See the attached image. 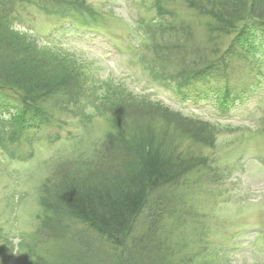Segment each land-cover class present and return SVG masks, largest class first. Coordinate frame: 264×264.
<instances>
[{"label":"trees","instance_id":"16d2710c","mask_svg":"<svg viewBox=\"0 0 264 264\" xmlns=\"http://www.w3.org/2000/svg\"><path fill=\"white\" fill-rule=\"evenodd\" d=\"M170 1H154L164 25L156 38L154 29L148 33L151 51L142 63L158 85L186 102L230 111L244 96L230 79L232 69L254 64L251 59L264 51V0H183L205 19L202 45L192 40L193 21L179 17ZM26 2L46 15L82 20L79 27L88 30H98L102 25L90 23L102 16L83 0H0V117L8 115L2 120L8 142L30 147L50 139L55 116L84 110L96 86L72 54L16 29L18 6ZM111 87L114 100L92 99L105 108L109 131L89 156L70 161L45 182L44 190L49 181L59 190L44 198L39 229L54 232L56 247L29 264H172L156 236L163 195L194 165L180 148L198 127Z\"/></svg>","mask_w":264,"mask_h":264},{"label":"rangeland","instance_id":"374dc122","mask_svg":"<svg viewBox=\"0 0 264 264\" xmlns=\"http://www.w3.org/2000/svg\"><path fill=\"white\" fill-rule=\"evenodd\" d=\"M83 1L102 16L99 23H90L102 25L98 30L79 27L84 24L79 19L46 15L32 2L18 6L16 29H27L39 43L72 54L96 87L84 110L55 116L47 130L50 139L30 147L9 143L3 122L8 115L0 117V264H29L56 247L54 232L39 229L44 198L59 190L49 181L48 193L45 182L70 161L89 156L109 131L99 100H114L111 86L116 85L198 127L194 138L181 140L180 148L194 165L178 184L164 189L165 212L156 236L163 240L166 260L264 264V51L251 59L254 64L232 69L230 79L244 96L230 111L196 105L158 85L141 61L151 51L148 33L154 29L156 38L164 25L155 0ZM168 6L193 21L192 40L202 45L205 19L183 0H171ZM95 96L98 102L92 100Z\"/></svg>","mask_w":264,"mask_h":264}]
</instances>
